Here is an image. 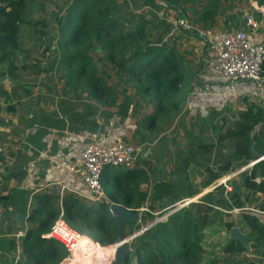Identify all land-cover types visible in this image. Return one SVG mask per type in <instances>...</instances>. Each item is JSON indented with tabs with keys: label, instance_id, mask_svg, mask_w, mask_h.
Here are the masks:
<instances>
[{
	"label": "trees",
	"instance_id": "trees-1",
	"mask_svg": "<svg viewBox=\"0 0 264 264\" xmlns=\"http://www.w3.org/2000/svg\"><path fill=\"white\" fill-rule=\"evenodd\" d=\"M191 1L140 0L139 7H148L151 11L161 12L165 16L168 10H182ZM25 6L26 0H0V66L7 63L14 68V59L21 49L20 27L27 24L21 20V10ZM66 11L64 17L56 20L59 35L57 48L61 53L60 69L65 72L61 78L65 79L69 93L84 101L81 105L83 113L75 114L74 118L75 121H85L90 132L97 131L96 115L103 119L99 131L102 134H106L112 127L120 130L119 133L126 130L127 135L133 123L137 132L141 124L148 132L153 131L157 124L163 122V117L168 118L180 111L187 93L194 91L196 96L199 90L203 91L204 82L199 71H192L189 60L177 47L170 44L169 38L149 43L144 32L145 23L148 22L143 18H140L142 21L135 28H126L115 17L118 11L117 0H73ZM204 16L208 18L210 14L206 12ZM160 24L167 28L168 35H172L170 29L177 28L175 24L174 27L165 20ZM33 27L36 28L37 24H33ZM36 33L43 35L42 31L36 30ZM192 35L202 39L197 34ZM92 52L102 53L103 61L93 57ZM126 52L130 53L128 57L124 56ZM96 63L109 64L114 77L119 81L114 86L111 85L110 77L98 69ZM129 84L136 94L146 98L153 107L139 122L131 118L132 122L128 120L132 99L126 94V88L122 90L120 87H128ZM220 91L221 88L218 87L215 91L217 97L218 93H222ZM114 107L117 108L115 114ZM128 123L130 127H127ZM221 133L216 144L210 145H205L202 138L194 137V144H191L190 149L191 159H184L182 162L181 169L184 172L190 164L197 163L193 158L195 154L204 159L216 147L233 142L234 152L231 156L216 158L213 163L215 167L212 169L205 164L201 166L205 175L200 183L201 189L208 188L226 176L233 163L238 168L251 162L256 163L250 170L237 176L240 177L238 183L232 181L233 179L228 182L231 192L225 193L220 186L203 196L199 204H190L134 238L128 245L130 253L126 264H201L206 253L203 240L205 231L211 224L210 216H220L222 211L226 212L225 216L238 213V220L224 223L223 227L227 232L233 228L239 229L248 249L227 238L221 248V258L213 256L208 264H264V220L261 218L264 216V200H259V197L264 199V161H258L264 156L263 110L247 108ZM129 144L136 147L133 143ZM197 166L200 164L197 163ZM144 169L135 164L124 173L117 169L111 171L107 177L103 174L100 184L106 199L88 204L85 200L66 196L62 200L63 213L56 208L58 198L40 195L28 215L27 223L30 227L26 229L21 240L16 242L13 238L0 241V264H12L9 256L18 247L20 258L16 264H71L64 246L46 238L59 216L68 227L78 232L88 231L93 240L103 246L91 244L95 251L90 258L80 261L73 258V264H109L114 251V247L110 245L115 243L118 233L109 208L112 204H117L136 212L144 205L147 194L140 189L148 181ZM169 186L161 184L154 187L155 203L162 201L164 197L178 200V196L169 191ZM185 188L187 187L182 186L181 192L185 193ZM197 194L198 191L188 187L184 195L191 199ZM164 207L166 206L163 205L162 208ZM133 224L134 222H129L127 225L131 227ZM127 232V236L132 234L129 228ZM245 254L250 258L234 262L228 259Z\"/></svg>",
	"mask_w": 264,
	"mask_h": 264
},
{
	"label": "crops",
	"instance_id": "crops-1",
	"mask_svg": "<svg viewBox=\"0 0 264 264\" xmlns=\"http://www.w3.org/2000/svg\"><path fill=\"white\" fill-rule=\"evenodd\" d=\"M130 1L134 9L135 5L139 8L140 0H129V4ZM224 1L221 0L218 5L226 6ZM233 4L231 10L224 7L225 10L221 11L217 9V1L214 0L198 6L191 2L182 10H168L166 14H169V18L166 22L175 24L178 32L188 29L199 35L204 33L206 37L214 38L213 45L219 43L223 34L237 31H244L253 44L264 45V0H236ZM145 8L141 7L142 10ZM206 12L210 17L204 16ZM30 56V52L27 54L20 49L14 59L13 69L7 63L0 66V241L13 238L16 242L21 240H17L18 235L23 237L24 233L16 217H24V227L28 229V215L40 195L58 198L60 213H63L62 200L66 196L88 200L83 172L74 167L77 153L94 142L113 145L118 140L131 138V134L127 136L124 129L121 133L112 127L106 134L99 132L103 119L98 118V115L95 117L98 128L94 133L86 128L85 121H75L74 115L83 113L81 105L84 101L69 93L65 79L61 77L58 80L52 79L57 81L54 83H50L49 77L45 86L40 84L37 68L27 63ZM210 73L218 83L217 87H213L212 93H202V96L215 99V91L219 87L222 93H218V98L222 104L242 103L245 110L256 107L264 112V79L260 83L240 82L230 88L217 82L212 62ZM201 92L199 90L196 97L201 96ZM144 135V132L140 133L139 140L143 139L144 144L137 147L139 150L148 145ZM139 157L140 153L137 156L138 162L141 161ZM251 168L248 167V170ZM144 170L147 173L146 168ZM228 177L218 182L222 184ZM144 186L140 188L142 191ZM71 250L76 259L75 245ZM230 259L238 261L237 258Z\"/></svg>",
	"mask_w": 264,
	"mask_h": 264
},
{
	"label": "rangeland",
	"instance_id": "rangeland-1",
	"mask_svg": "<svg viewBox=\"0 0 264 264\" xmlns=\"http://www.w3.org/2000/svg\"><path fill=\"white\" fill-rule=\"evenodd\" d=\"M72 1L73 0H26V6L21 10V20L27 22V24L21 25L20 27L19 45L24 52H27V54L30 52L31 56L28 58L27 63L30 66H35L37 68L39 74L38 77L41 79L39 83L44 86L47 84L46 82L49 77L51 78L50 83H54L57 82L54 81L55 79L58 80L65 73L63 69H59L61 53L57 48L59 35L56 20L57 18L65 16L67 7ZM128 1L129 0H117L118 11L115 13V17L121 21L126 28H135V26H138L141 23L142 19L140 18H143L148 22L145 23L144 32L149 43H156L169 38L170 44L177 47L187 60H189L192 66V71H199L201 79L205 82V88L200 93L201 96H194V91L192 93H187L186 101L182 105L180 111L168 118L163 117V122L157 124V127L153 129V131L148 132L145 129V126L141 124L140 128H138L139 132H137V127L135 126L131 129L129 128L130 130L128 131H130L129 134H131V138L129 140L126 138L123 139V141H128H125L126 143L130 142L136 144V147H140L144 144V140H139V136L140 133L144 132L146 135H144V137L147 140L146 143H148L145 149L141 148L140 150L139 160H141V163L138 161L136 163L139 166H144L147 170L148 181L144 186V190H141L147 194V201L136 212L130 210L139 215V220L134 222L131 227L128 225L125 227L124 239L127 245H129L134 238L142 235L145 230L158 222L164 221L167 217L177 211L187 208L190 204H199L200 199L203 196L212 192L216 188L222 186L225 193H228L229 191L227 189H231V186L228 185L230 180L233 179L232 181H235L236 183L239 182L240 177L237 176L240 175L241 172L243 173L242 169L244 167L238 168V165L233 163L231 170L226 175H231L232 178L225 181L227 189L223 185L224 182L216 187L217 184H220L218 182L220 179L206 189L200 188L201 180L205 176L204 168L201 166L205 164V166L208 165L212 169L215 167L212 160L215 161L219 156L220 158L231 156L234 152L233 142L227 144L224 143L221 147H216V149L211 151L207 157H204V159L195 154L193 158L195 159V162L200 164V166H197V163L190 164L188 169L184 172L181 168L184 159H191L190 155L192 152L190 149L191 144H194V137L202 138L205 145L216 144L219 134L221 132V134H223L226 129L237 120L238 114L245 110L242 103L235 105H230L229 103L222 104V101H219L218 97L211 99L213 97L207 98L202 96L204 93H212L218 84L212 79L210 73V64L212 60L211 46L213 45L214 38L206 37L204 33L199 35L197 32L188 29H183V32H178L175 25V28L173 27L174 29H170L172 30L173 36L171 34L168 35L167 28L163 27L160 22L164 20L166 21L169 18V14L163 16L161 12L151 11L148 7H144L145 9L143 10L141 7L136 8L137 5H135L134 9L133 2L130 1L129 4ZM209 1L210 0H192L191 2L194 3V6H198L207 5ZM214 1H217V9L221 11H224L226 7L229 8L228 10H231V7L234 5L233 3L236 2V0H222L226 6L223 4L220 7L218 4L221 0ZM186 6L187 5L185 4L183 8H186ZM182 23H184V21H182ZM33 24H37V27L34 28ZM36 30L42 31L43 35H38ZM192 34H197L202 39H199ZM129 54V52H126L124 53V56L128 57ZM92 55L96 59L103 61L102 53L92 52ZM17 61L20 62L19 59H17ZM43 63L46 65H42ZM50 66H52V68H50ZM96 67L103 70L105 74L110 77L109 81L111 85L114 86L119 81L118 78L114 77V73L109 64L101 65V63H96ZM120 88L122 90L126 88V94L132 99L133 105L128 113L129 122H132L133 119L139 122L141 118L148 115L153 110L149 101L136 94L130 84L128 87L122 85ZM116 109L117 108L114 107V114ZM128 127H130V123H128ZM212 127L217 129L212 130ZM111 171H114V169H106L104 176L107 177ZM119 171L124 173L126 172V169H119ZM236 173L238 174L234 175L235 177L233 178V174ZM226 176H223L221 179ZM161 184H169V191L176 194L178 200H170L164 197L162 201L155 203L153 201L154 187ZM182 186L187 187L184 189L186 191L185 193L180 190ZM188 187L193 191H198L199 194L191 199L186 198L184 194L187 193ZM88 196V200H85L86 203L95 204L97 202L93 201L94 197L90 195ZM103 198H105V194L101 197V199ZM189 200L194 201L188 202ZM259 200L261 201L264 199L263 197H259ZM163 205L166 207L162 208ZM56 208H59L57 204ZM224 213L226 212L222 211L220 216H215L214 214L210 216L211 224L206 229L203 240V246L206 253L201 264H208L213 256L221 258V248L227 238H230L229 232L225 230L223 224L238 220L237 212L233 214L230 213L229 216H225ZM261 218L264 220V216H261ZM127 228L132 232L130 236H127ZM70 229L79 235L75 244L76 253L74 252L76 260L80 261L82 259L90 258L91 254L95 251L91 244H98L93 240L92 234L86 230L78 232L72 228ZM21 237V235H18L17 240H20ZM81 244H84V246ZM98 245L101 246L100 244ZM110 246L115 247L116 241ZM105 247L107 248L108 246ZM68 256L71 264H73L72 251ZM19 258L20 252L18 247L17 251L9 256V259H11L12 264H16L19 262ZM230 258L243 260L244 258L249 259L250 257L245 254L237 257L231 256L228 259ZM67 259L68 257L66 260ZM109 264L112 263L109 262Z\"/></svg>",
	"mask_w": 264,
	"mask_h": 264
},
{
	"label": "built area",
	"instance_id": "built-area-1",
	"mask_svg": "<svg viewBox=\"0 0 264 264\" xmlns=\"http://www.w3.org/2000/svg\"><path fill=\"white\" fill-rule=\"evenodd\" d=\"M255 27V26H254ZM212 70L217 82L232 88L240 82L260 83L263 78L264 45L253 44L244 31L225 33L216 45H212ZM140 150L123 140L112 146L94 142L79 151L74 160V167L83 172V183L93 201H99L104 192L100 179L106 169L129 170L137 163ZM264 160V156L258 161ZM257 161V162H258ZM256 162L245 166L243 172ZM240 173V172H239ZM242 173V172H241ZM233 174V178L235 177ZM228 180L232 179L228 175ZM259 182L258 180H255ZM224 187L227 189V186ZM229 192L230 188L227 189ZM259 213L258 211H254ZM262 214V213H259ZM79 235L72 231L61 216L53 223L48 239H53L64 246L68 254L76 244Z\"/></svg>",
	"mask_w": 264,
	"mask_h": 264
},
{
	"label": "water",
	"instance_id": "water-1",
	"mask_svg": "<svg viewBox=\"0 0 264 264\" xmlns=\"http://www.w3.org/2000/svg\"><path fill=\"white\" fill-rule=\"evenodd\" d=\"M221 184H217L216 187ZM111 217L114 219L117 225L118 233L116 236V246L113 259L110 261L112 264H126L127 257L130 253V249L126 244L124 239L125 227L129 222H137L139 220V215L131 212L120 205H111L109 208ZM16 219L20 222L23 233L26 232L24 227V217L17 216ZM229 237L231 240L239 242L242 246L248 249L247 243L244 236L241 234L239 229L233 228L229 232Z\"/></svg>",
	"mask_w": 264,
	"mask_h": 264
},
{
	"label": "bare ground",
	"instance_id": "bare-ground-1",
	"mask_svg": "<svg viewBox=\"0 0 264 264\" xmlns=\"http://www.w3.org/2000/svg\"><path fill=\"white\" fill-rule=\"evenodd\" d=\"M71 251H72V250H71ZM71 251H70V252H71ZM114 253H115V247H114V251H113V254H112V258H113V256H114Z\"/></svg>",
	"mask_w": 264,
	"mask_h": 264
}]
</instances>
